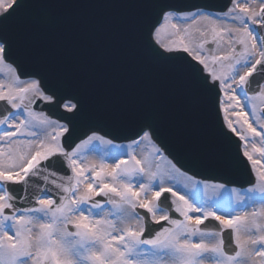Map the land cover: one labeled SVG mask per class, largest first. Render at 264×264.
I'll use <instances>...</instances> for the list:
<instances>
[{"label":"snow or ice","instance_id":"1","mask_svg":"<svg viewBox=\"0 0 264 264\" xmlns=\"http://www.w3.org/2000/svg\"><path fill=\"white\" fill-rule=\"evenodd\" d=\"M55 6L54 0L31 5L0 0V70L8 69L0 77V101L15 110L0 115V264H264V119L255 103L259 100L264 110V80L249 92L253 75L264 76V0H228L219 10L162 0L114 5L155 10L146 27L144 55L179 61L169 70L216 93L226 127L239 138L241 158L257 178L248 189L252 195L237 193L227 204L194 198L169 183L176 173H186L170 161L168 169L157 163L166 158L150 126L121 146L126 158L114 156L111 162L85 154L95 150L89 148L94 141L113 145L103 136L94 133L75 147L66 145L69 125L87 114L86 96L58 75L18 72L8 35L25 9ZM38 100L62 109L66 122L35 111ZM142 144L150 150L143 151ZM56 156L71 175L42 163H54ZM33 178L45 187L33 184ZM188 179L193 187L183 189L198 193L201 182ZM10 184L20 185L22 192L10 191ZM29 187L37 191L29 193ZM203 187L216 191L225 185Z\"/></svg>","mask_w":264,"mask_h":264},{"label":"water","instance_id":"2","mask_svg":"<svg viewBox=\"0 0 264 264\" xmlns=\"http://www.w3.org/2000/svg\"><path fill=\"white\" fill-rule=\"evenodd\" d=\"M38 2L28 0L30 5ZM54 2L57 6L47 9H25L8 35L17 52L18 72L58 75L86 96L87 114L69 125L71 138L66 145L75 147L92 133L129 141L150 126L153 139L185 172L242 188L255 184L250 162L241 158L239 138L225 125L216 93L196 88L187 75L170 71L179 61L144 55L146 27L155 20V10L114 6L118 0ZM162 2L214 5L219 10L228 0ZM251 79L250 93L264 76L254 74ZM33 108L66 122L62 109L39 100ZM6 109L13 111L0 101V115ZM51 160L54 163H42L59 175H71L62 158ZM33 184L45 187L39 178H33ZM9 189L22 192L20 185L10 184ZM35 191L29 187V193ZM52 195L55 198V190Z\"/></svg>","mask_w":264,"mask_h":264},{"label":"rangeland","instance_id":"3","mask_svg":"<svg viewBox=\"0 0 264 264\" xmlns=\"http://www.w3.org/2000/svg\"><path fill=\"white\" fill-rule=\"evenodd\" d=\"M163 38L167 39L166 36L163 37ZM7 72H8V69L7 68H3L2 70H0V77L2 75H4L5 73H7ZM221 99H223V97H221ZM255 103L257 105V114L262 119H264L263 110H261V102L259 100H257ZM247 110L249 111V117H250V119H255V117L253 116V114L251 112V109L249 108ZM238 130H239V127H238ZM257 130H259L258 126H257ZM96 135H98V134H96ZM258 140H259V138H257V141ZM130 143H131V141H129V142H123V143H116V142L113 141V145L111 147H108L109 149L106 148V151L103 152V157H105L108 160V162H111V160H112V158L114 156H120V158H124V156L121 155V153L123 151V148L121 146H127ZM148 147H149L148 145L145 146L143 148V151H147ZM89 148L91 149V148H95V147H93L91 145V146H89ZM92 151L93 150H90V151L86 152L85 154L89 157V155H90V153H92ZM162 154H163V156L166 159H164V160L157 159V163H159L161 165V168L168 169L169 168V163H168L169 161L172 164H175L167 155H165V153L163 152V150H162ZM258 157H259V154L258 153L255 154V158H258ZM177 168H179V167H177ZM180 172L186 173V172L182 171L181 169H180ZM188 177H192L194 180L201 182L198 185V187H199V192L198 193H190V192H188V191H186V190L183 189V186L184 185H187L189 189H191L193 187L192 181H190L188 179ZM177 181H179V184H177ZM169 183L176 184L177 187H180L182 189V191H184V194L193 196L194 198L195 197H201L203 199H209V198H211V199H219L223 195L221 192H224L225 195L228 196V200H227V202L225 204L234 202L236 200L237 193H239V195L241 197H244L246 195H252V193H249L248 192V189H250V188L253 187V186H249V187H247L245 189H241V188H238V187H235V186H228V185L223 184V183H220V182L203 181V180H200V179H197V178L193 177L192 175H190L188 173H186L185 176H181L179 173H176L175 174V179L169 181ZM204 183H209V184H223V185H225V188L224 189H220V190H216V191H212V190H207L206 191L204 189V187H203ZM233 189H235V191H233Z\"/></svg>","mask_w":264,"mask_h":264},{"label":"bare ground","instance_id":"4","mask_svg":"<svg viewBox=\"0 0 264 264\" xmlns=\"http://www.w3.org/2000/svg\"><path fill=\"white\" fill-rule=\"evenodd\" d=\"M4 75H2L1 77H3ZM106 139V138H105ZM92 146L93 147H95L94 149L95 150H93L92 151V153H90V155H89V158L90 159H100L101 157H103V152L104 151H106V148H108V147H111L112 145H105V144H103L102 142H100V141H94L93 142V144H92ZM145 146H147L146 144H143L141 147H142V149L145 147ZM109 149V148H108ZM107 149V150H108ZM150 150V147H148V149H147V151H149ZM147 151H145V152H147ZM112 161V160H111ZM223 195L219 198L220 199V201H221V203L222 204H225L226 202H227V200H228V196L227 195H225V193L224 192H221ZM217 194V193H216Z\"/></svg>","mask_w":264,"mask_h":264}]
</instances>
